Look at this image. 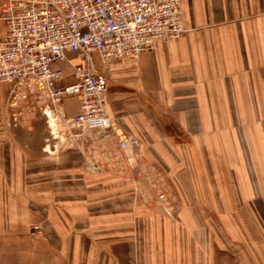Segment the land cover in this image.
I'll use <instances>...</instances> for the list:
<instances>
[{
	"label": "crops",
	"instance_id": "obj_1",
	"mask_svg": "<svg viewBox=\"0 0 264 264\" xmlns=\"http://www.w3.org/2000/svg\"><path fill=\"white\" fill-rule=\"evenodd\" d=\"M181 15L185 34L136 58L105 68L93 54L108 116L137 141L125 150L106 134L53 138L46 120L18 115L19 94L0 83V220L27 229L46 256L264 264V0H182ZM79 62L68 53L55 63L62 86ZM62 110L77 114L78 99L65 97ZM135 159L180 179L174 216L144 200Z\"/></svg>",
	"mask_w": 264,
	"mask_h": 264
},
{
	"label": "built area",
	"instance_id": "obj_2",
	"mask_svg": "<svg viewBox=\"0 0 264 264\" xmlns=\"http://www.w3.org/2000/svg\"><path fill=\"white\" fill-rule=\"evenodd\" d=\"M182 0H5L0 6V83L17 94L45 98L43 113L53 138L60 132L83 139L91 134L117 138L119 149L137 145L107 114L108 78L94 66L97 53L107 68L112 60L136 58L158 40L187 32ZM75 53V80L62 86L55 63ZM76 97L79 112L67 116L65 97ZM37 228V226H34Z\"/></svg>",
	"mask_w": 264,
	"mask_h": 264
},
{
	"label": "rangeland",
	"instance_id": "obj_3",
	"mask_svg": "<svg viewBox=\"0 0 264 264\" xmlns=\"http://www.w3.org/2000/svg\"><path fill=\"white\" fill-rule=\"evenodd\" d=\"M1 30V23H0ZM67 72L70 73V68H66ZM14 101L15 107L19 110L18 115L24 116V112L28 110L32 111L31 120H46L47 118L43 113V109L46 106L45 98L34 95H21ZM11 102V103H12ZM43 130H40V134ZM61 137H67L63 131L60 133ZM128 167L134 170H140L141 185L143 186V197L147 201H155L162 214L172 217L179 211V206L182 201L183 194L176 193L173 187L179 188L181 181H175L166 176L163 168L157 171L150 167H147L143 162L141 163L138 159L132 162H127ZM175 181V184L173 182ZM172 185V186H171ZM34 226H37L35 228ZM39 225H32L29 231H37ZM38 241L36 242L33 235H31L27 229L21 228V226H15L7 224L4 220H0V264H64L58 262L54 257H48L43 252H40L37 247ZM46 256V257H45Z\"/></svg>",
	"mask_w": 264,
	"mask_h": 264
}]
</instances>
